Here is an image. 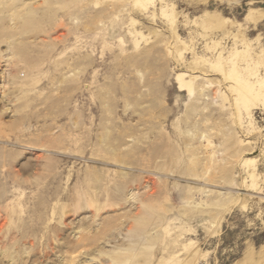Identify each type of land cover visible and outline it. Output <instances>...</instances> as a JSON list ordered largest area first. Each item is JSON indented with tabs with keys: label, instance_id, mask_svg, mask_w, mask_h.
I'll return each mask as SVG.
<instances>
[{
	"label": "rangeland",
	"instance_id": "1",
	"mask_svg": "<svg viewBox=\"0 0 264 264\" xmlns=\"http://www.w3.org/2000/svg\"><path fill=\"white\" fill-rule=\"evenodd\" d=\"M0 237V264H264V0H0Z\"/></svg>",
	"mask_w": 264,
	"mask_h": 264
},
{
	"label": "bare ground",
	"instance_id": "2",
	"mask_svg": "<svg viewBox=\"0 0 264 264\" xmlns=\"http://www.w3.org/2000/svg\"><path fill=\"white\" fill-rule=\"evenodd\" d=\"M184 86L185 85H182V87H184ZM24 237H25V235H23L22 238H18L17 235L12 234V235H9L6 239H7V242L9 241V245H10L9 247H13V248L18 247V248H20L21 247V242L24 239ZM1 239L2 238L0 237V240ZM13 260L15 261L16 260V257L13 256Z\"/></svg>",
	"mask_w": 264,
	"mask_h": 264
}]
</instances>
